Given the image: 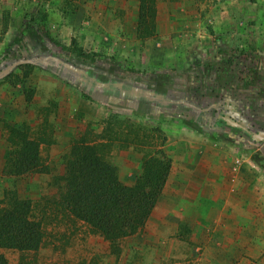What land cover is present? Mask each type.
I'll use <instances>...</instances> for the list:
<instances>
[{"label":"rangeland","instance_id":"1","mask_svg":"<svg viewBox=\"0 0 264 264\" xmlns=\"http://www.w3.org/2000/svg\"><path fill=\"white\" fill-rule=\"evenodd\" d=\"M154 6L140 24L139 0H0V195L44 204L73 144L126 185L144 159L170 162L122 254L59 213L39 251L1 244L0 264H264V0ZM17 130L45 166L18 184L3 163Z\"/></svg>","mask_w":264,"mask_h":264},{"label":"trees","instance_id":"2","mask_svg":"<svg viewBox=\"0 0 264 264\" xmlns=\"http://www.w3.org/2000/svg\"><path fill=\"white\" fill-rule=\"evenodd\" d=\"M139 7L140 24H144L147 14L151 18L156 15L154 0H139ZM74 49L79 57L95 60L81 46ZM14 132L21 136L20 143L8 150L3 163L4 173L12 174L13 182L18 184L21 178L43 171L45 166L40 157V142L28 138L21 130ZM169 169L168 160L148 157L143 160L142 172L134 184L126 185L113 174V166L98 157L95 146L73 144L65 156L64 173L54 176L51 182L60 187L39 198L45 199L44 204H34L29 192H20L16 187L3 189L0 245L18 249L22 255L39 251L46 241L45 222L58 220V214L62 213L85 223L109 243L112 254L120 255L122 241L144 229L162 194ZM40 205L46 209L38 216L36 209Z\"/></svg>","mask_w":264,"mask_h":264}]
</instances>
